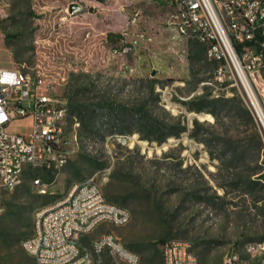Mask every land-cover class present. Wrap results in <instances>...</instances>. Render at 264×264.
Wrapping results in <instances>:
<instances>
[{
  "label": "rangeland",
  "instance_id": "1",
  "mask_svg": "<svg viewBox=\"0 0 264 264\" xmlns=\"http://www.w3.org/2000/svg\"><path fill=\"white\" fill-rule=\"evenodd\" d=\"M170 1L0 0V67L42 77L48 92L67 102L66 132L76 134L57 175L34 169L0 195V264H25L21 257L29 255L21 241L32 231L35 212L88 177L130 219L102 224L86 241L110 232L139 254L138 264H162L160 245L172 238L190 240L203 264L219 263L227 250L243 255L244 244L264 241V182L248 185L250 193L235 184L264 171V132L250 110L255 127L231 113L215 117L187 109L188 100L202 93L246 104L234 88L225 96L226 89L208 83V60L190 65L193 40L174 42L167 29ZM70 3L80 9L70 14ZM107 32L120 37L110 41ZM142 104L160 126L151 138L179 135L162 142L142 138L133 121L124 122L126 111ZM82 107L101 115L92 129L76 114ZM28 127L26 119L10 125ZM224 146L230 156L220 162ZM34 178L48 184L46 192L38 191ZM102 264L112 263L104 257Z\"/></svg>",
  "mask_w": 264,
  "mask_h": 264
},
{
  "label": "built area",
  "instance_id": "2",
  "mask_svg": "<svg viewBox=\"0 0 264 264\" xmlns=\"http://www.w3.org/2000/svg\"><path fill=\"white\" fill-rule=\"evenodd\" d=\"M170 6L171 39L200 43L214 63L208 83L226 89L225 96L233 94L227 88H234L263 128L253 102L264 118V0H171ZM43 82L18 68L0 67V195L15 190L29 168L57 175L72 151L76 134L66 132L67 102L49 93ZM22 119H29L26 131L10 129ZM32 184L41 193L48 189L39 178ZM129 219V211L108 200L88 177L38 209L21 244L36 264H102L104 257L112 264H138L139 254L110 232L86 241L98 226H120ZM242 250L243 255L227 250L216 264H264V241L246 243ZM160 253L162 264H203L187 239L165 240ZM257 255L263 256L253 261Z\"/></svg>",
  "mask_w": 264,
  "mask_h": 264
},
{
  "label": "trees",
  "instance_id": "3",
  "mask_svg": "<svg viewBox=\"0 0 264 264\" xmlns=\"http://www.w3.org/2000/svg\"><path fill=\"white\" fill-rule=\"evenodd\" d=\"M4 37H6V34L4 35ZM119 37L120 34L115 32H107L106 34V38L109 39L110 41L115 40ZM188 57L191 66L199 62L205 63L207 60L204 55L203 46L196 41H192L190 43ZM208 62L213 64L214 66V63L212 61L208 60ZM190 71L192 74H194V71L192 69ZM187 103H188L187 105L188 110H194L196 112H210L215 117L219 116L221 113H226V115L228 113H231V115L234 116L235 118L239 117L240 119L249 121L255 127V122L252 118L249 109L246 106H244V104L240 99H236L235 97L228 98L220 95L210 96V94L208 93H202L188 100ZM105 107L109 111L108 114L110 115V117L118 120V118L113 113L114 108H112L109 105L108 106L105 105ZM76 114L80 119V121L82 122V124L84 125V127H86V129H92L93 126L97 123V120L101 116L98 113L96 114V111L94 109L86 108V107L84 108L82 107L78 109L76 111ZM130 120L133 121L134 124L136 125L135 128L136 131L143 132L141 137L144 139H149V140L154 139L158 142H162L166 137L170 135L178 136L179 133L181 132L180 130H176L174 132H168L161 136H156L155 138H151L150 135L155 134L158 131V127L160 126L156 123L154 118L151 116L150 112L145 108L143 104L137 107H133L132 110L126 111V117L124 119V122H128ZM194 123L197 122L194 121ZM127 131L131 132L132 130H127ZM118 133H124V131L120 129ZM255 135L260 143L258 134L255 133ZM223 151L224 152L218 158L220 162L224 157H227L228 155L230 156L229 150L228 151L225 150V146L223 147ZM33 172L34 169L29 168L28 170L25 171V175L30 176L31 174H33ZM260 181L264 182V171L260 172V174H258L255 179H247V180L239 179L235 181V184L237 186H240L242 189L241 191H243L244 193H250V191H248V187H249L248 185L250 184L258 185ZM107 197L110 198L109 195ZM29 256L23 254L21 259L25 264H36L34 259L31 256L30 257Z\"/></svg>",
  "mask_w": 264,
  "mask_h": 264
},
{
  "label": "water",
  "instance_id": "4",
  "mask_svg": "<svg viewBox=\"0 0 264 264\" xmlns=\"http://www.w3.org/2000/svg\"><path fill=\"white\" fill-rule=\"evenodd\" d=\"M79 9H80V5L77 4V3H70V4L68 5V11H69L70 14L75 13V12L78 11ZM121 140L124 141L125 139L122 138Z\"/></svg>",
  "mask_w": 264,
  "mask_h": 264
},
{
  "label": "bare ground",
  "instance_id": "5",
  "mask_svg": "<svg viewBox=\"0 0 264 264\" xmlns=\"http://www.w3.org/2000/svg\"><path fill=\"white\" fill-rule=\"evenodd\" d=\"M254 103V106H255V109L260 117V121L262 122V125H263V132H264V118L262 117L261 113H260V107L258 106V104L256 102H253ZM207 116V115H206Z\"/></svg>",
  "mask_w": 264,
  "mask_h": 264
},
{
  "label": "crops",
  "instance_id": "6",
  "mask_svg": "<svg viewBox=\"0 0 264 264\" xmlns=\"http://www.w3.org/2000/svg\"><path fill=\"white\" fill-rule=\"evenodd\" d=\"M25 92L28 93V89H26ZM26 100H28V96H26ZM26 120L29 122V119H26ZM16 131H18V130H16Z\"/></svg>",
  "mask_w": 264,
  "mask_h": 264
},
{
  "label": "clouds",
  "instance_id": "7",
  "mask_svg": "<svg viewBox=\"0 0 264 264\" xmlns=\"http://www.w3.org/2000/svg\"><path fill=\"white\" fill-rule=\"evenodd\" d=\"M10 77H8V75L7 74H5V79H9Z\"/></svg>",
  "mask_w": 264,
  "mask_h": 264
},
{
  "label": "snow or ice",
  "instance_id": "8",
  "mask_svg": "<svg viewBox=\"0 0 264 264\" xmlns=\"http://www.w3.org/2000/svg\"><path fill=\"white\" fill-rule=\"evenodd\" d=\"M0 119H3V117H2V116H0Z\"/></svg>",
  "mask_w": 264,
  "mask_h": 264
}]
</instances>
